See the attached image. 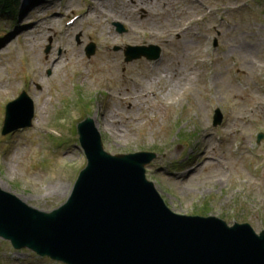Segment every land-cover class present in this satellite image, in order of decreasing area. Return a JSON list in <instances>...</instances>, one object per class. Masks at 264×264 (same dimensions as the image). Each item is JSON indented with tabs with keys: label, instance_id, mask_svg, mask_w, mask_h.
<instances>
[{
	"label": "rangeland",
	"instance_id": "1",
	"mask_svg": "<svg viewBox=\"0 0 264 264\" xmlns=\"http://www.w3.org/2000/svg\"><path fill=\"white\" fill-rule=\"evenodd\" d=\"M122 1L23 0L17 23L0 15V38L11 35L0 48V189L45 212L62 205L87 164L77 127L91 118L112 155L157 154L147 176L174 212L262 231L264 0ZM127 45L159 46L162 58L127 63ZM23 91L32 127L3 136ZM50 262L0 238V264Z\"/></svg>",
	"mask_w": 264,
	"mask_h": 264
},
{
	"label": "water",
	"instance_id": "2",
	"mask_svg": "<svg viewBox=\"0 0 264 264\" xmlns=\"http://www.w3.org/2000/svg\"><path fill=\"white\" fill-rule=\"evenodd\" d=\"M91 49L89 56L95 53ZM21 110L25 120L11 126ZM218 115L215 125L222 122ZM32 118V102L24 93L7 107L5 132L30 126ZM78 132L88 166L59 209L40 212L0 190V237L15 248L67 264H264V231L257 235L249 224L229 227L217 217L169 209L146 178L156 154L108 153L89 118Z\"/></svg>",
	"mask_w": 264,
	"mask_h": 264
},
{
	"label": "bare ground",
	"instance_id": "3",
	"mask_svg": "<svg viewBox=\"0 0 264 264\" xmlns=\"http://www.w3.org/2000/svg\"><path fill=\"white\" fill-rule=\"evenodd\" d=\"M132 1H135V0H124V1H122V3H123L124 5H128V4H130ZM136 1H138L137 5H142V6H145L146 8H147V7L149 8V6L154 7V2H153L152 0H136ZM150 1H151V2H150ZM108 5H110V4L107 2V3L104 4V7H105V6L108 7ZM142 6H141V7H142ZM112 9H115V10H116V13H118V14H123V13L127 14L128 11H129V7L125 8V6L120 7V8H114V7H113ZM133 31H134V30H133ZM176 73H177V75H179L178 72H176ZM173 87H174V88H173L174 90L177 89V83H174ZM101 226H102V224H100V223L95 224V227H96L97 229L100 228Z\"/></svg>",
	"mask_w": 264,
	"mask_h": 264
},
{
	"label": "trees",
	"instance_id": "4",
	"mask_svg": "<svg viewBox=\"0 0 264 264\" xmlns=\"http://www.w3.org/2000/svg\"><path fill=\"white\" fill-rule=\"evenodd\" d=\"M6 5H9L10 7L13 6V4L17 3V0H3Z\"/></svg>",
	"mask_w": 264,
	"mask_h": 264
}]
</instances>
